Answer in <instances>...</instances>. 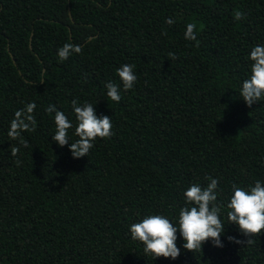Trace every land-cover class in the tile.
<instances>
[{"label": "trees", "instance_id": "16d2710c", "mask_svg": "<svg viewBox=\"0 0 264 264\" xmlns=\"http://www.w3.org/2000/svg\"><path fill=\"white\" fill-rule=\"evenodd\" d=\"M65 43L82 53L61 62ZM260 44L264 0H0V264H264V230L230 242L248 237L226 207L233 184L264 182V100L239 97ZM123 64L138 79L116 103L105 85L121 84ZM73 100L113 124L80 159L53 141L47 111L75 127ZM32 102L35 131L11 138ZM208 177L219 180L224 246L193 253L177 232L176 260L146 255L130 225L154 214L178 224L184 192Z\"/></svg>", "mask_w": 264, "mask_h": 264}, {"label": "clouds", "instance_id": "9594fccd", "mask_svg": "<svg viewBox=\"0 0 264 264\" xmlns=\"http://www.w3.org/2000/svg\"><path fill=\"white\" fill-rule=\"evenodd\" d=\"M242 18L243 14L237 12L235 19ZM167 23L171 25L174 21L169 18ZM185 39L191 41L197 39L195 23L186 25ZM81 53L82 48L72 43H65L57 50L61 62L69 59L73 54ZM249 60L251 61V74L242 82L239 97L248 107H251L264 100V44L252 47ZM116 73L121 84L108 82L105 87L110 100L119 103L122 98L121 86L125 92L131 90L138 77L133 64L121 65ZM36 107L35 102H32L24 109L16 111L8 132L11 138H18L23 131L29 128L35 131L34 110ZM47 111L54 113L56 131L52 136L53 141L60 147L68 145L74 159L88 157L98 138L107 139L114 135L111 118L103 115L97 116L95 107L91 103L79 104L77 100L72 101V111L76 117L75 127L66 114L58 110L55 105H50ZM73 128L78 137L74 142L69 139V130ZM24 146L28 147L26 142ZM18 151V148H13L12 154L15 155ZM207 179L209 182L206 186L194 183L184 192L186 206L179 211L178 224H174L164 215L154 214L145 216L140 222L130 225L131 239L144 245L146 255H152L154 259L163 257L176 260L181 254L177 247V232L185 241L183 248L193 253L201 250L204 243L209 240L214 247L224 246L221 242V236L225 231L221 218V209L224 205L218 203L219 180L212 177ZM226 207L229 224L237 225L240 232L248 237L247 241L228 237L229 241L237 244H251V237L264 230V182L258 179L254 186L248 189L233 184L232 194Z\"/></svg>", "mask_w": 264, "mask_h": 264}, {"label": "water", "instance_id": "95a60500", "mask_svg": "<svg viewBox=\"0 0 264 264\" xmlns=\"http://www.w3.org/2000/svg\"><path fill=\"white\" fill-rule=\"evenodd\" d=\"M91 39V38H90Z\"/></svg>", "mask_w": 264, "mask_h": 264}]
</instances>
